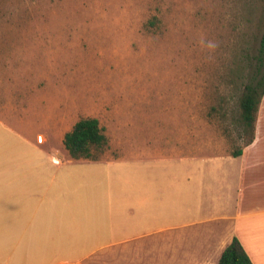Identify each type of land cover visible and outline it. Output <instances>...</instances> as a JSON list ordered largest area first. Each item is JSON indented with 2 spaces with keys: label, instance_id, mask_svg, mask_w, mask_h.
I'll return each instance as SVG.
<instances>
[{
  "label": "rangeland",
  "instance_id": "1",
  "mask_svg": "<svg viewBox=\"0 0 264 264\" xmlns=\"http://www.w3.org/2000/svg\"><path fill=\"white\" fill-rule=\"evenodd\" d=\"M263 34L264 0H0V146L69 160L65 133L97 117L108 143L102 159L75 160V176L109 177L53 207V241L80 247L0 248V264H180L166 231L146 233L165 218L133 223L114 181L132 161H170L173 177L184 160L242 149L253 128L241 98L264 79Z\"/></svg>",
  "mask_w": 264,
  "mask_h": 264
},
{
  "label": "crops",
  "instance_id": "2",
  "mask_svg": "<svg viewBox=\"0 0 264 264\" xmlns=\"http://www.w3.org/2000/svg\"><path fill=\"white\" fill-rule=\"evenodd\" d=\"M202 149L200 145L195 152ZM220 153L228 158L184 160L177 167L179 176L173 177L170 161H132L130 174L119 173L114 181L116 195L128 194L124 215L133 223L165 218V226L146 233L166 231L162 247L178 249L180 264H219L235 236L254 264H264V95L251 138L242 149ZM41 156L24 144L0 146V248L80 247L53 241L59 219L53 207L58 200L81 196L74 193L76 186L102 189L109 177L103 175L105 182L78 178L75 159ZM172 219L183 221L172 224Z\"/></svg>",
  "mask_w": 264,
  "mask_h": 264
},
{
  "label": "trees",
  "instance_id": "3",
  "mask_svg": "<svg viewBox=\"0 0 264 264\" xmlns=\"http://www.w3.org/2000/svg\"><path fill=\"white\" fill-rule=\"evenodd\" d=\"M264 47V34L262 49ZM264 95V79L246 85L241 98L242 119L248 127L254 126L261 97ZM65 149L72 159L98 160L95 150L108 143L104 129L97 117L80 118L64 135ZM219 264H254L238 237L223 250Z\"/></svg>",
  "mask_w": 264,
  "mask_h": 264
},
{
  "label": "clouds",
  "instance_id": "4",
  "mask_svg": "<svg viewBox=\"0 0 264 264\" xmlns=\"http://www.w3.org/2000/svg\"><path fill=\"white\" fill-rule=\"evenodd\" d=\"M208 46L209 47H214V45L211 42H209V45Z\"/></svg>",
  "mask_w": 264,
  "mask_h": 264
}]
</instances>
